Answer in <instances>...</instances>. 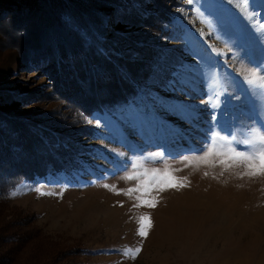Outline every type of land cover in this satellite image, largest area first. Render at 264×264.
Wrapping results in <instances>:
<instances>
[{"label": "rangeland", "instance_id": "rangeland-1", "mask_svg": "<svg viewBox=\"0 0 264 264\" xmlns=\"http://www.w3.org/2000/svg\"><path fill=\"white\" fill-rule=\"evenodd\" d=\"M84 1L90 5L91 0ZM210 2L222 4V8L214 10L221 15L227 12L239 26L243 48L237 47L236 39L229 40L210 25L198 23L199 4L122 0V7L110 12L99 30L108 38L112 61H116L117 53L118 65H125L118 74L129 82L120 80L115 84L120 92L117 95L116 88L108 93L113 87L98 84L95 79L87 90L84 85L88 81L83 78L72 83L75 87L57 90L52 74L43 70V65L22 62L23 45L27 46L30 36L15 30L8 20L0 22V87L25 94L22 99L17 95L8 99L4 106L12 107L19 121L27 120L34 127L47 125L59 135L49 141L52 149L43 153V158L38 156V160L24 164V171L17 174L5 170L9 176L0 177V222L7 221L6 229L14 228L25 239L23 251L28 255L33 249L40 248L45 254L47 248H54L65 264H140L139 260L123 261L114 254L115 249L138 240L136 225L129 219L132 201L97 187L93 181L102 183L106 177L107 182H118L119 187L128 186L119 181L118 175H110L115 170L114 152L131 156L134 149L202 148L212 126L208 105L201 104L208 90L215 85L236 94L246 87L240 75L245 68L264 69V38L258 43L250 27L264 17V0H252L249 12L258 13L253 21H246L227 0ZM109 38L116 40L112 43ZM176 77L187 85L184 92L169 89V81ZM68 78L65 73L60 76L61 80ZM157 96L171 104L198 106L204 117L200 130L193 132L179 109H153L152 98ZM243 100V95L229 100L225 105L227 116L217 112L220 123L216 130L221 125L251 124L261 118L259 109L253 111ZM47 152L53 156L45 159ZM44 185L50 189L66 186L67 190L60 197L38 196L33 189ZM18 186H23L22 191L15 197L8 196ZM69 201L76 211L100 214V223L78 235H49L46 230L50 219L57 209H66ZM118 201L124 206H113Z\"/></svg>", "mask_w": 264, "mask_h": 264}, {"label": "snow or ice", "instance_id": "snow-or-ice-1", "mask_svg": "<svg viewBox=\"0 0 264 264\" xmlns=\"http://www.w3.org/2000/svg\"><path fill=\"white\" fill-rule=\"evenodd\" d=\"M182 2L190 6L199 4L200 7L196 9V21L210 25L229 40L236 39L237 47L243 48V44L240 43L239 26L232 21L227 12L221 15L214 10L222 8V4H213L210 0H204L202 4L200 0H182ZM251 2L252 0H227L228 4L240 11L246 21L256 20L258 15L249 12ZM178 11L183 13L184 10L178 9ZM250 27H253V38L260 43L264 38V17H261L254 26L250 24ZM201 32L203 34V30ZM194 54L204 59L201 53ZM240 75L246 85L244 89L236 94H230L227 88L221 90L213 85L208 90L206 98L201 100V104L208 105L212 122L202 148H189L185 151H169L166 148L160 151L134 149L131 156H126L123 152H114L115 170L110 175H118L119 181L128 186L119 187L118 182H107L106 177L103 178L102 183L93 181L97 187L132 201L129 219L135 221V236L138 240L133 245H124L114 250V254H119L123 261H134L142 253V242L150 237L153 228L150 211L157 207L163 194L188 187L183 173L190 167L221 168L226 172L238 174L241 179L264 180V69L247 67ZM168 87L172 91L184 92L187 85L181 78L176 77L169 81ZM241 95L244 96L243 103L248 104L253 111L259 109L261 118L253 120L251 124L221 125L219 130H216V125L220 123L217 112L221 111L227 116L225 105L229 104V100H238ZM152 107L166 110L179 109V114L188 121L193 132L199 131L204 121L199 107L192 104H171L165 98L157 96L152 98ZM84 119L91 123L87 117ZM96 123L99 125V120ZM22 189L23 186H18L15 190L9 191L8 196L15 197ZM33 190L38 196L60 197L67 187L50 189L44 185ZM113 206L124 205L123 202L118 201ZM141 209L147 211L137 215ZM114 264H121V261Z\"/></svg>", "mask_w": 264, "mask_h": 264}, {"label": "trees", "instance_id": "trees-1", "mask_svg": "<svg viewBox=\"0 0 264 264\" xmlns=\"http://www.w3.org/2000/svg\"><path fill=\"white\" fill-rule=\"evenodd\" d=\"M85 3L84 0H0V22L8 20L15 30L30 36L27 46L22 44L24 53L21 60L25 64L43 65V70L52 74L57 90L75 87L72 83L83 78L88 81L84 85L85 90L95 79L98 84L102 82L112 86L109 93L120 80H129L119 78L121 65H125H118L117 53L116 61H112L110 54L113 52L107 49L108 38L100 35L99 30L107 21L108 14L122 7V0H91L90 5ZM114 41L110 39V42ZM63 73L69 78L61 80ZM95 86L99 88L100 85ZM23 92L15 93L0 87L1 179L9 176L5 170L19 173L24 171V164L38 160V156L43 158V153L51 148L49 141L59 136L47 125L34 127L27 120L19 121L13 115L12 107L4 106L8 104V99L16 95L22 99L25 96ZM118 93L116 88L114 95ZM114 95L110 96L114 99ZM52 156L51 152H47L45 159ZM24 159L28 160L24 162ZM6 223L0 222V264H65L54 248H47L45 254L40 248L33 249L28 255L23 251L25 239L14 232V228L6 229Z\"/></svg>", "mask_w": 264, "mask_h": 264}, {"label": "clouds", "instance_id": "clouds-1", "mask_svg": "<svg viewBox=\"0 0 264 264\" xmlns=\"http://www.w3.org/2000/svg\"><path fill=\"white\" fill-rule=\"evenodd\" d=\"M183 175L188 187L163 194L150 211L153 228L133 262L264 264V180L206 166ZM100 221V214L76 211L69 201L55 211L46 231L53 237L78 235Z\"/></svg>", "mask_w": 264, "mask_h": 264}]
</instances>
